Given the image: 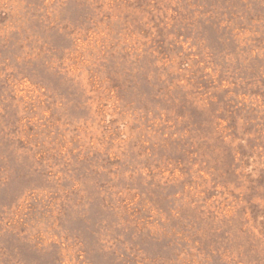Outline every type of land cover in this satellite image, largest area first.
Segmentation results:
<instances>
[{"label": "rangeland", "instance_id": "rangeland-1", "mask_svg": "<svg viewBox=\"0 0 264 264\" xmlns=\"http://www.w3.org/2000/svg\"><path fill=\"white\" fill-rule=\"evenodd\" d=\"M0 264H264V0H0Z\"/></svg>", "mask_w": 264, "mask_h": 264}]
</instances>
